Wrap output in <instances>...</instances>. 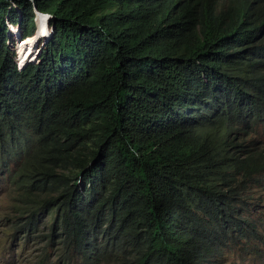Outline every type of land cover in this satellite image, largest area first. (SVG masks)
Returning a JSON list of instances; mask_svg holds the SVG:
<instances>
[{"label": "trees", "instance_id": "1", "mask_svg": "<svg viewBox=\"0 0 264 264\" xmlns=\"http://www.w3.org/2000/svg\"><path fill=\"white\" fill-rule=\"evenodd\" d=\"M1 176L61 264L259 243L264 0H0Z\"/></svg>", "mask_w": 264, "mask_h": 264}, {"label": "rangeland", "instance_id": "2", "mask_svg": "<svg viewBox=\"0 0 264 264\" xmlns=\"http://www.w3.org/2000/svg\"><path fill=\"white\" fill-rule=\"evenodd\" d=\"M256 202L260 200L258 212L260 242H253L243 251L228 253L226 264H264V185L255 187ZM16 195L12 186L0 177V264H61L59 257L52 258L56 249H50L46 244L19 235L21 223L15 214ZM259 203V202H258ZM50 220V219H49ZM42 220L40 235L48 234L50 221Z\"/></svg>", "mask_w": 264, "mask_h": 264}, {"label": "clouds", "instance_id": "3", "mask_svg": "<svg viewBox=\"0 0 264 264\" xmlns=\"http://www.w3.org/2000/svg\"><path fill=\"white\" fill-rule=\"evenodd\" d=\"M28 63V62H26ZM26 63H23L22 66H24ZM19 152H20V148L17 147H12L9 149L8 151V158H9V162L11 165V168L15 167V164L18 162L19 160Z\"/></svg>", "mask_w": 264, "mask_h": 264}]
</instances>
